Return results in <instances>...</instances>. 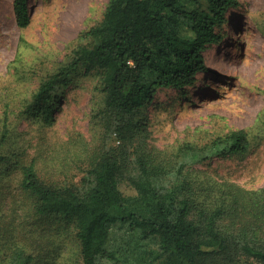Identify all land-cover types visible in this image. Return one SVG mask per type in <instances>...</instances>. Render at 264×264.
Instances as JSON below:
<instances>
[{"label": "trees", "instance_id": "obj_1", "mask_svg": "<svg viewBox=\"0 0 264 264\" xmlns=\"http://www.w3.org/2000/svg\"><path fill=\"white\" fill-rule=\"evenodd\" d=\"M27 3H14L21 27L30 22ZM242 4L108 1L102 19L82 34L86 42L40 82L25 108L42 127L54 124L61 101L56 93L77 73L96 72V89L103 94L94 112L100 141L80 181L42 174L36 156L30 158L27 147L12 141L10 112L4 113L0 165L19 170L17 184L34 218L42 225L60 223L77 240L78 264H264V186L249 189L198 173V165L213 155H247L253 145L248 131L232 129L205 144L183 143L175 150H160L150 141L148 113L159 95L173 88L185 96L209 70L208 52L226 38L224 26ZM122 180L136 192L124 193ZM20 224L10 221L7 228ZM114 226L124 232L121 249L110 244ZM8 247L0 251V264H40L48 255L34 254L21 242Z\"/></svg>", "mask_w": 264, "mask_h": 264}, {"label": "rangeland", "instance_id": "obj_2", "mask_svg": "<svg viewBox=\"0 0 264 264\" xmlns=\"http://www.w3.org/2000/svg\"><path fill=\"white\" fill-rule=\"evenodd\" d=\"M108 1L27 0L30 22L21 27L15 0H0V131L4 113L9 111L12 141L27 147L26 155L36 156L41 173L54 179L80 181L100 141L94 112L103 94L96 89V72L77 73L56 93L61 101L54 124L42 127L25 108L40 82L86 42L82 34L102 19ZM241 1L224 26L226 38L208 52L209 70L186 88L185 96L173 88L161 93L148 116L150 141L163 151L183 143L205 144L232 129H246L253 144L247 155H213L198 165V173L206 171L219 182L229 179L255 189L264 186V0ZM0 168V251L21 242L34 254L48 252L40 264H78L77 240L60 223L47 220L42 225L34 218L17 184L21 177L17 167L2 164ZM120 187L126 194L136 192L128 180H122ZM14 215L22 224L7 228L16 221ZM123 238L120 227L110 228L114 248L121 249ZM42 242L48 246L42 249Z\"/></svg>", "mask_w": 264, "mask_h": 264}]
</instances>
